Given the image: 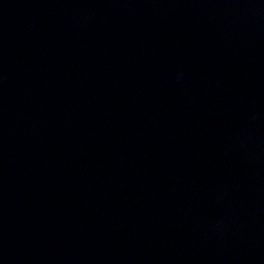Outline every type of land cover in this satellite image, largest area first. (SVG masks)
Listing matches in <instances>:
<instances>
[{"label": "water", "instance_id": "obj_1", "mask_svg": "<svg viewBox=\"0 0 264 264\" xmlns=\"http://www.w3.org/2000/svg\"><path fill=\"white\" fill-rule=\"evenodd\" d=\"M0 264H264V0H0Z\"/></svg>", "mask_w": 264, "mask_h": 264}]
</instances>
